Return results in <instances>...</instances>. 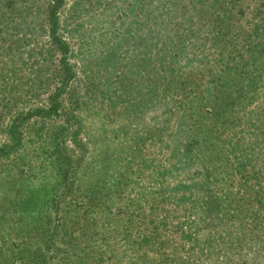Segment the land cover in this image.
<instances>
[{
	"label": "rangeland",
	"instance_id": "374dc122",
	"mask_svg": "<svg viewBox=\"0 0 264 264\" xmlns=\"http://www.w3.org/2000/svg\"><path fill=\"white\" fill-rule=\"evenodd\" d=\"M49 2L0 0V264H264V0H62L68 71Z\"/></svg>",
	"mask_w": 264,
	"mask_h": 264
},
{
	"label": "trees",
	"instance_id": "16d2710c",
	"mask_svg": "<svg viewBox=\"0 0 264 264\" xmlns=\"http://www.w3.org/2000/svg\"><path fill=\"white\" fill-rule=\"evenodd\" d=\"M62 0H50V2L46 6V21H47V29L48 36L51 43L55 46L56 50L61 54L60 64L62 65L64 71H68V67L66 66L65 56L67 54V45L58 37L57 31V10L60 7ZM52 110L55 111L54 107ZM17 264H47L46 257L41 251V247L35 248L30 252L20 251L17 253Z\"/></svg>",
	"mask_w": 264,
	"mask_h": 264
}]
</instances>
